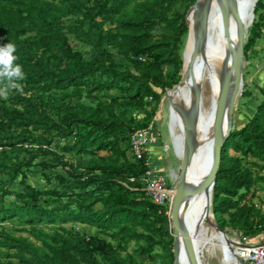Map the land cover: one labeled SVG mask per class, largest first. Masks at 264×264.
<instances>
[{
    "label": "trees",
    "instance_id": "obj_1",
    "mask_svg": "<svg viewBox=\"0 0 264 264\" xmlns=\"http://www.w3.org/2000/svg\"><path fill=\"white\" fill-rule=\"evenodd\" d=\"M192 2L0 0V46L15 44L16 63L26 74L23 94L0 99L1 155L29 151L41 141L47 145L37 149L48 154L38 162L42 167L63 165L65 153L67 159L87 154L78 164L69 159L66 174L54 171L63 189L26 182L21 164L29 158L0 160V174L8 179L20 172V188L0 177V246L12 249L19 261L143 264L149 257L154 264L172 263L165 205L142 188L145 165L132 156L128 134L146 125L155 110L151 100L179 79V42L188 32L184 14ZM263 25L264 0H255L244 51L262 36ZM201 30L196 28L198 35ZM71 40L89 44L94 54L83 58ZM128 110L139 112L136 121ZM54 136L63 142L49 147ZM254 187L264 188V93L221 145L210 189L217 226L247 236L263 229L264 208L252 200ZM7 218L25 223L17 229L34 240L7 230L1 223ZM76 222L96 232L78 229Z\"/></svg>",
    "mask_w": 264,
    "mask_h": 264
},
{
    "label": "bare ground",
    "instance_id": "obj_2",
    "mask_svg": "<svg viewBox=\"0 0 264 264\" xmlns=\"http://www.w3.org/2000/svg\"><path fill=\"white\" fill-rule=\"evenodd\" d=\"M247 1L250 5L253 0ZM243 2L239 0L235 8L229 0H195L186 13L188 35L182 56V79L173 86L178 85L174 90L169 88L165 92L171 90L168 96L173 106L168 147L175 148L179 160L186 146H208L216 131L218 103L225 76L236 70L239 58L243 66L241 55L234 51V46L243 42L250 24L244 22ZM224 3L235 10L232 20L225 12ZM197 27L202 29L200 35ZM231 28L234 32L228 54L227 33ZM205 89L210 90V100L207 107L200 109L196 99ZM228 125L230 127V120ZM213 164L212 156L195 161L187 170L184 191L176 195L174 187L170 189L172 216L175 217L180 203L186 209V223L175 264H197L199 252L213 250L221 252L220 264H241L235 243L228 241L222 230L206 221L209 219L208 206L203 211L204 175L212 171Z\"/></svg>",
    "mask_w": 264,
    "mask_h": 264
},
{
    "label": "rangeland",
    "instance_id": "obj_3",
    "mask_svg": "<svg viewBox=\"0 0 264 264\" xmlns=\"http://www.w3.org/2000/svg\"><path fill=\"white\" fill-rule=\"evenodd\" d=\"M239 0H229L235 8L237 7ZM248 16L245 15L244 22H246V25L249 23ZM66 23L71 22V17H66L65 19ZM250 25V24H249ZM263 34L260 38L256 39L255 42L251 45L250 48L247 50H243V44L246 40V36L248 34V28L246 35L244 37L243 42L240 44L237 43L234 46V51L236 53H240L242 60H243V66H242V85L240 87V90L236 94L231 119H230V128L233 126H237L241 124L247 117V115L251 112L254 103L256 100H258L262 94L264 93V25L262 26ZM187 29V28H186ZM156 30H160V28H156ZM188 32L185 34L183 38L179 42V55L180 57L183 56L184 50H185V42L187 38ZM69 38H71L69 36ZM72 49L78 50L81 52V55L83 58H89L94 54L93 48L86 43H81L76 40L70 41ZM119 59V57H116ZM182 59H181V67L179 70V79L181 78V75L183 74V68H182ZM178 79V80H179ZM182 83V82H181ZM176 85V84H175ZM180 85V84H179ZM178 86V85H177ZM175 86L173 90L177 87ZM170 87H165L162 91L159 99L157 101L151 100L150 105L155 109L154 114L146 120V125L144 126L149 136L151 137V140L148 144L147 152L151 159L155 162L157 160L162 164V169L159 168L161 172L165 174L168 180V184L170 188L174 187L175 179H176V173L178 171V164L180 160L176 157V150L174 147H168V141H169V123L171 121V109L172 105L169 100L168 92L165 93L166 89ZM209 88V87H207ZM88 99V98H83ZM198 100V107L202 109V107H207V104L210 100V90L205 89L200 92V95L196 99ZM148 108V107H147ZM128 113L133 114L135 121L137 120L139 116V112H135L134 110H128ZM170 120V121H169ZM30 131L34 134L41 133L46 138L49 137L45 131H43L41 128L34 129L31 128ZM70 139V138H69ZM63 139L59 136H54L50 144H48L49 147H54L52 144L55 143H62ZM39 144H42L41 146H46L47 143L44 141L41 142H34L31 144L32 149L31 150H21V151H10L8 154L11 156H5L1 155L0 153V160H4L6 162H9L12 159H19L22 158H29L28 164H21V169L24 171L25 174V180L26 182H29L30 184H33L37 187H55L63 189V185H61L60 182L57 181V178L54 177V171L61 172L62 174H66L64 171V168H68L67 161L70 159L74 164H78L84 158L87 156V154L84 153H76L72 155V158H68L65 156H68L67 153H65V156H62V160L65 161V163L61 166H48V167H42L41 164H39V160L41 158L48 157V154H42V152L37 149ZM176 151V152H175ZM158 167V165H157ZM0 177L3 180V183L8 185L12 188H20L22 187V183L20 182V172L13 178L8 179V175L6 173H1ZM68 181H66L67 186ZM71 190V189H68ZM254 196L252 197V200L256 202L257 205H260L264 208V188L262 190L253 188ZM6 199H10L11 195L6 194L4 196ZM56 203V202H54ZM209 208V219L206 221H214L211 209H210V201L208 204ZM215 222V221H214ZM1 223L4 225V227L9 230L10 232L14 233H20L22 235H27L30 239L34 240V238L28 234L26 230H18L17 228L24 225L25 223H19L16 221V219H4L1 221ZM69 223V222H68ZM66 223V224H68ZM74 227L78 229L85 230L87 233H94L96 232V229L91 225L86 224H79L78 222L73 224ZM171 219L168 222L167 226L171 229ZM219 227V226H218ZM43 228L50 229L49 223H45L43 225ZM198 228V225H196V229ZM218 229L222 230L225 238L230 241L235 236L237 237L238 231L234 227L230 226H224L219 227ZM237 247V246H236ZM157 250V249H156ZM12 249H8L5 246H0V262L3 264H26L24 262H21L17 259L16 255L10 254ZM236 252L239 254V248H236ZM220 256L221 252L219 250H213L210 252L201 251L197 255V264H220ZM144 263L143 264H154V262L149 257H144ZM241 264L242 260L240 259ZM8 262V263H7Z\"/></svg>",
    "mask_w": 264,
    "mask_h": 264
},
{
    "label": "water",
    "instance_id": "obj_4",
    "mask_svg": "<svg viewBox=\"0 0 264 264\" xmlns=\"http://www.w3.org/2000/svg\"><path fill=\"white\" fill-rule=\"evenodd\" d=\"M194 2L195 0H193V2L188 6V8L185 11L184 19L186 23H187L186 13L189 10V8L193 5ZM254 2L255 0H253L250 5L247 0H244L243 2L244 11L242 15L248 16L249 23L251 22V19L253 16ZM224 9H225L226 14L229 16L230 20H232L235 15V10L226 3H224ZM245 9L247 10L245 11ZM233 32H234V29L231 28L227 33V53L228 54L230 53V50H231L230 47H231V38H232ZM237 54H240V53H237ZM239 59L240 60L238 61V66L236 70L232 72L231 74H227L225 76L224 86L221 91L219 103H218V119H217V124H216V131L213 135V138L211 139L208 146L203 147V148H200V147L192 148L191 146H186L181 153L180 162L178 164V171L176 173V179L174 183V190H175L176 195L184 191V180L186 178V173H187L188 168L192 164H194L195 161L199 159L207 158L209 156L213 157L214 164H213L212 171L209 173H205L204 181H203L204 183L202 185L203 211L206 209L210 201V189H211V186L214 180V173H215V170L218 164L221 145L230 128L228 125V121L231 119V114H232L236 94L240 90V87L242 84V63H241V58ZM181 79H182V75L178 81H180ZM175 84H173L170 88H173ZM171 210H172V200H171L170 209H169V218L171 219V222H172V225H171L172 263L171 264H175L177 261L178 252H179V242L183 234L185 223H186V209L183 206V204L180 203L175 217L172 216ZM211 223L215 227L219 228L214 221H211Z\"/></svg>",
    "mask_w": 264,
    "mask_h": 264
},
{
    "label": "built area",
    "instance_id": "obj_5",
    "mask_svg": "<svg viewBox=\"0 0 264 264\" xmlns=\"http://www.w3.org/2000/svg\"><path fill=\"white\" fill-rule=\"evenodd\" d=\"M150 140L151 137L145 127H135L128 134L132 156L142 159L145 165L140 177L142 188L153 202L165 205V213L169 218L171 188L167 177L159 170L147 152ZM230 241L239 247V259L242 260V264H264V227L252 236L244 235L238 231L237 237L235 236Z\"/></svg>",
    "mask_w": 264,
    "mask_h": 264
},
{
    "label": "clouds",
    "instance_id": "obj_6",
    "mask_svg": "<svg viewBox=\"0 0 264 264\" xmlns=\"http://www.w3.org/2000/svg\"><path fill=\"white\" fill-rule=\"evenodd\" d=\"M17 49L9 42L0 46V99L8 100L13 93L23 94L22 81L26 79L23 66L16 63Z\"/></svg>",
    "mask_w": 264,
    "mask_h": 264
},
{
    "label": "crops",
    "instance_id": "obj_7",
    "mask_svg": "<svg viewBox=\"0 0 264 264\" xmlns=\"http://www.w3.org/2000/svg\"><path fill=\"white\" fill-rule=\"evenodd\" d=\"M156 165H158V168L162 169V164L160 162H158L157 160H155Z\"/></svg>",
    "mask_w": 264,
    "mask_h": 264
}]
</instances>
